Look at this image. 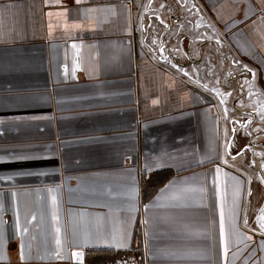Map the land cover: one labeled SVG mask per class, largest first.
I'll return each mask as SVG.
<instances>
[{"label":"crops","instance_id":"obj_1","mask_svg":"<svg viewBox=\"0 0 264 264\" xmlns=\"http://www.w3.org/2000/svg\"><path fill=\"white\" fill-rule=\"evenodd\" d=\"M188 1L215 77L144 31L158 0H0V264H264V139L226 92L231 55L264 95V0Z\"/></svg>","mask_w":264,"mask_h":264},{"label":"water","instance_id":"obj_2","mask_svg":"<svg viewBox=\"0 0 264 264\" xmlns=\"http://www.w3.org/2000/svg\"><path fill=\"white\" fill-rule=\"evenodd\" d=\"M158 3H160L161 6L151 9L147 17L148 24L143 28L144 31H149L147 35L153 34L155 31H167L169 26L175 25L178 31L175 36L172 37V40L179 47V50L177 51H180V53L186 55V57L188 56V58L189 53L195 54L198 51L197 60L200 62L203 60H207L209 63L211 62V75L209 77H215L214 60L212 57L209 56V58L205 59L203 52L200 51L199 48L197 49L194 47V42L196 40L191 36L192 31H194L196 26L192 27L190 24H188L189 22L192 23V21L189 19L190 15L187 13L190 11L189 6L192 7L191 3L188 0H158ZM187 26L192 28L187 29ZM161 38L162 35L160 36V39ZM156 40L157 39L154 36L153 38L151 37V42L153 41L156 43ZM185 41L188 42L186 47H190L188 50L185 48ZM229 65L234 68V70L228 69V73L230 75L233 74L230 81L235 80L238 82V77L241 74L242 69L250 70V77L249 79L245 80L248 83H245L240 87L238 82L237 90L236 87L232 86V83L228 84L230 90L226 91L228 92L227 103H231V105L235 106V109H237L239 113V117L243 118L246 116L242 124L247 130L246 132L245 130L242 132L241 138H243V140H246L247 138L249 139V137H254V140L264 139V95L258 88L255 70L240 64L235 60H231V58H229ZM235 67H238L240 71L237 74L235 73ZM236 92H238V97H236ZM231 97L233 98L232 100L230 99ZM251 122L258 124L257 128H252L253 132L250 131L249 127V125L252 124ZM263 144L261 143V145Z\"/></svg>","mask_w":264,"mask_h":264},{"label":"trees","instance_id":"obj_3","mask_svg":"<svg viewBox=\"0 0 264 264\" xmlns=\"http://www.w3.org/2000/svg\"><path fill=\"white\" fill-rule=\"evenodd\" d=\"M172 176V173L168 171H162L155 173L151 178H149L148 181H146L145 187V194L147 197L153 196L159 188H161L164 184H166ZM121 254H115L114 252H111L109 256H104V258L101 257V259H96L97 261L95 264H109L115 261L121 260L120 257Z\"/></svg>","mask_w":264,"mask_h":264},{"label":"snow or ice","instance_id":"obj_4","mask_svg":"<svg viewBox=\"0 0 264 264\" xmlns=\"http://www.w3.org/2000/svg\"><path fill=\"white\" fill-rule=\"evenodd\" d=\"M220 170L217 169V172H219ZM221 230H223V210H221ZM260 228L262 229L261 235H264V219H262L261 223H260ZM127 241H128V237L126 235V233L122 230L119 234V244L120 246H126L127 245ZM22 251V250H21ZM227 258V243H225V260ZM125 264H129V262H125ZM132 264H134V262H132Z\"/></svg>","mask_w":264,"mask_h":264},{"label":"built area","instance_id":"obj_5","mask_svg":"<svg viewBox=\"0 0 264 264\" xmlns=\"http://www.w3.org/2000/svg\"><path fill=\"white\" fill-rule=\"evenodd\" d=\"M125 262H129V264H132V262H134V264H143L139 258H134V257H130L121 261H115L109 264H125Z\"/></svg>","mask_w":264,"mask_h":264},{"label":"flooded vegetation","instance_id":"obj_6","mask_svg":"<svg viewBox=\"0 0 264 264\" xmlns=\"http://www.w3.org/2000/svg\"><path fill=\"white\" fill-rule=\"evenodd\" d=\"M229 56V58H231V60H235L236 61V59H235V57H233V56H231V55H228ZM250 66V65H249ZM251 67V66H250ZM235 107V106H234ZM239 119V118H238ZM237 119V120H238ZM241 120V119H240ZM240 120H238L240 123H241V121Z\"/></svg>","mask_w":264,"mask_h":264},{"label":"rangeland","instance_id":"obj_7","mask_svg":"<svg viewBox=\"0 0 264 264\" xmlns=\"http://www.w3.org/2000/svg\"><path fill=\"white\" fill-rule=\"evenodd\" d=\"M254 63H255V61H253ZM251 68H253V67H251ZM254 70H255V73L257 74V70L255 69V68H253ZM264 69V68H263ZM258 87H259V85H258ZM259 89H260V87H259ZM263 99H264V97H263ZM257 175H258V173H257ZM261 179H262V177H260ZM263 180V179H262ZM263 185H264V181H263ZM262 213V212H261ZM251 224V223H250Z\"/></svg>","mask_w":264,"mask_h":264}]
</instances>
